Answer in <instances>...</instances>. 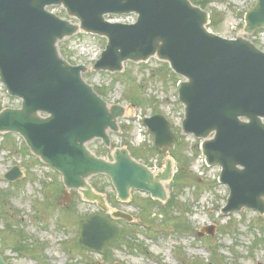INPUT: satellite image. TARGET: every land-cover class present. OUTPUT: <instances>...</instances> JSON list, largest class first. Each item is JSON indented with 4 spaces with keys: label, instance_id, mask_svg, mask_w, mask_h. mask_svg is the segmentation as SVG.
I'll use <instances>...</instances> for the list:
<instances>
[{
    "label": "water",
    "instance_id": "95a60500",
    "mask_svg": "<svg viewBox=\"0 0 264 264\" xmlns=\"http://www.w3.org/2000/svg\"><path fill=\"white\" fill-rule=\"evenodd\" d=\"M52 7H62L77 22L47 10ZM133 13L134 25L105 20ZM209 20L190 0H0V80L21 100V108L0 112V134H19L34 155L62 174L68 191L77 190L109 214L81 222L85 248L103 254L119 240L122 229L111 219L135 222L93 191V176L109 177L120 202H130L133 191L166 202L174 161L166 160L155 173L125 148L114 151L113 161L90 151L96 139L111 146L109 132H119L127 109L108 105L84 81L88 69L61 56L59 42L79 32L107 39L96 72L122 73L125 63L151 58L169 63L185 79L178 85L185 107L182 132L203 140L208 166H221L220 183L230 190L222 213L248 208L264 215V53L244 37L227 40L212 33ZM245 23V34L264 29V0L247 12ZM144 125L160 153L180 143L164 116L146 118ZM20 177L17 168L6 176ZM68 197L65 192V204ZM0 264H6L1 255Z\"/></svg>",
    "mask_w": 264,
    "mask_h": 264
},
{
    "label": "rangeland",
    "instance_id": "374dc122",
    "mask_svg": "<svg viewBox=\"0 0 264 264\" xmlns=\"http://www.w3.org/2000/svg\"><path fill=\"white\" fill-rule=\"evenodd\" d=\"M203 1V5L197 6L210 13L214 33L225 39L246 35L245 14L257 0ZM50 11L76 21L61 7ZM263 37L258 33L253 39L264 49ZM87 40L79 34L61 42V55L74 64L80 62L77 56L83 57V62L91 66L92 60L98 59L105 48L106 40ZM73 43L80 47V54L71 48ZM164 63L152 58L148 63H127L124 72L116 76L91 69L86 76L100 92L106 91L105 100L110 105L119 103L129 108L127 116L120 120L119 133H111V148L100 140L89 144L95 154L112 161L114 150L125 148L155 171L163 170L166 160L174 161L175 180L166 185L168 199L166 202L154 200L158 203L152 206L148 203L149 195L135 192L132 203H121L108 177L90 179L94 191L105 195L112 208L136 218L133 224L115 222L123 229L125 241L122 239L109 247L105 255L83 251L79 245L80 221L100 213L97 207L82 202L77 194L64 205L61 176L37 162L22 138L0 135V234L7 244L5 252L14 264H94L97 261L102 264H264V215L249 209L222 214L229 190L218 182L221 168L206 165L201 140L181 133L184 107L178 101L176 84L183 79ZM1 107L17 109L21 101L9 97L0 82ZM156 111L169 115L173 131L182 138L162 155L153 146V136L142 130L136 120L139 116L151 117ZM16 166L24 177L12 183L6 181L5 174ZM146 202L150 209L144 218L142 210L146 209ZM61 206L68 209L63 210ZM7 235L11 236V245ZM131 241L135 242V248L126 244ZM19 242L27 246L22 254L14 250Z\"/></svg>",
    "mask_w": 264,
    "mask_h": 264
},
{
    "label": "trees",
    "instance_id": "16d2710c",
    "mask_svg": "<svg viewBox=\"0 0 264 264\" xmlns=\"http://www.w3.org/2000/svg\"><path fill=\"white\" fill-rule=\"evenodd\" d=\"M202 2H204L203 0H195L194 1V3L196 4V5H203V3ZM211 28L212 29H215V24H213V22L211 23ZM100 95H102V96H106V91H103V92H101L100 93ZM2 109V107L0 108V110ZM147 203V202H146ZM148 203H149V205L150 206H152L154 203H152L151 201H148ZM148 203H147V207H146V209H143L142 211V216L144 217V218H146V216L148 215V210L150 209V206L148 205ZM124 241H125V236H123V238H122ZM130 248H135V242H133L132 243V241L131 242H129V243H126ZM120 245V244H119ZM16 249L15 250H19V251H23V249H22V246L20 245V244H16Z\"/></svg>",
    "mask_w": 264,
    "mask_h": 264
},
{
    "label": "flooded vegetation",
    "instance_id": "af4514ba",
    "mask_svg": "<svg viewBox=\"0 0 264 264\" xmlns=\"http://www.w3.org/2000/svg\"><path fill=\"white\" fill-rule=\"evenodd\" d=\"M6 238H7V240H9L8 243L10 245L11 244V236L7 235ZM0 240H1L0 254L3 256V258H4L5 262H7V264H14L12 262V259L5 252V245H7V244H6L4 238L1 234H0Z\"/></svg>",
    "mask_w": 264,
    "mask_h": 264
}]
</instances>
